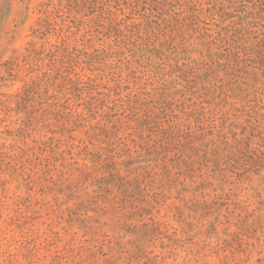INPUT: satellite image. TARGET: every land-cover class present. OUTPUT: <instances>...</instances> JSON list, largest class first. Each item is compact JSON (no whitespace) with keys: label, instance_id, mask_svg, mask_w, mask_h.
<instances>
[{"label":"rangeland","instance_id":"1","mask_svg":"<svg viewBox=\"0 0 264 264\" xmlns=\"http://www.w3.org/2000/svg\"><path fill=\"white\" fill-rule=\"evenodd\" d=\"M0 264H264V0H0Z\"/></svg>","mask_w":264,"mask_h":264},{"label":"trees","instance_id":"2","mask_svg":"<svg viewBox=\"0 0 264 264\" xmlns=\"http://www.w3.org/2000/svg\"><path fill=\"white\" fill-rule=\"evenodd\" d=\"M155 118H157V114L155 115ZM149 119H150V115L147 114V119L146 120H149ZM161 133H162V135H164L166 133V131H162Z\"/></svg>","mask_w":264,"mask_h":264}]
</instances>
